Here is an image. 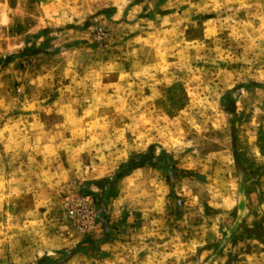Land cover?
<instances>
[{"label": "rangeland", "instance_id": "rangeland-1", "mask_svg": "<svg viewBox=\"0 0 264 264\" xmlns=\"http://www.w3.org/2000/svg\"><path fill=\"white\" fill-rule=\"evenodd\" d=\"M262 153L264 0H0V264L240 260Z\"/></svg>", "mask_w": 264, "mask_h": 264}, {"label": "crops", "instance_id": "crops-1", "mask_svg": "<svg viewBox=\"0 0 264 264\" xmlns=\"http://www.w3.org/2000/svg\"><path fill=\"white\" fill-rule=\"evenodd\" d=\"M261 151L259 150V153ZM261 154V153H260ZM264 156V153H262ZM229 205H227L228 208ZM220 208H225V203L220 204ZM231 207H229L230 209ZM248 217V216H247ZM250 216L249 220L253 221L252 226H246L243 229V233L246 234V237L248 238L247 241H245V245L241 244L239 246H243L241 249V253L237 255L236 259L240 258V260H233L234 255L231 256L229 259H225L224 257L218 259V256L212 257V261L209 262L207 260V256H209V253L206 252V254L200 251L198 255L196 254L195 248L193 249V253H188L189 251H186L185 254L188 253L187 256L181 257L179 255V260L182 258V261H179L175 264H264V216ZM248 219V218H247ZM242 227V226H241ZM248 228V229H246ZM249 244L250 248H247L246 245ZM146 248V247H145ZM187 250H190L189 247H187ZM241 247H238L236 250H239ZM143 253L138 252L137 262H125L124 264H164L160 261V258H163V253L156 252L151 253L152 255L155 254L157 257H149L146 253L147 250L142 251ZM153 259L149 261V259ZM159 258V259H158ZM194 258V259H193ZM156 259V260H155ZM226 260V261H225ZM62 264H72V263H62ZM77 264H117L114 261H93L92 263H84V262H77ZM173 264V263H169Z\"/></svg>", "mask_w": 264, "mask_h": 264}, {"label": "built area", "instance_id": "built-area-1", "mask_svg": "<svg viewBox=\"0 0 264 264\" xmlns=\"http://www.w3.org/2000/svg\"><path fill=\"white\" fill-rule=\"evenodd\" d=\"M71 224L79 231L88 232L93 228L95 217L92 211L82 202H77L67 209Z\"/></svg>", "mask_w": 264, "mask_h": 264}, {"label": "trees", "instance_id": "trees-1", "mask_svg": "<svg viewBox=\"0 0 264 264\" xmlns=\"http://www.w3.org/2000/svg\"><path fill=\"white\" fill-rule=\"evenodd\" d=\"M148 155L144 154L139 157V160L143 159L144 157L146 158ZM142 165L138 161H135V158H131L127 164L121 165L119 167V170L115 174L116 180H120L121 178L127 176L132 170L140 168Z\"/></svg>", "mask_w": 264, "mask_h": 264}]
</instances>
